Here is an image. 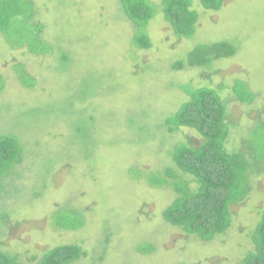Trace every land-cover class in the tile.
Masks as SVG:
<instances>
[{
	"label": "rangeland",
	"instance_id": "374dc122",
	"mask_svg": "<svg viewBox=\"0 0 264 264\" xmlns=\"http://www.w3.org/2000/svg\"><path fill=\"white\" fill-rule=\"evenodd\" d=\"M35 1L42 11L37 20L49 23L53 54L13 50L0 32V73L7 80L0 93V133L18 134L25 144L24 163L3 181L0 251L23 264H41L47 252L67 244L87 253L75 264H239L254 247L264 175L253 178L244 202L232 205L227 233L204 242L164 220L177 197L172 188L152 187L130 170H177L173 148L202 144L197 131L170 133L164 125L189 100L179 88L185 84L220 91L229 107L228 148H245L252 128L264 120V0H227L221 11L195 0L200 19L196 37L188 40L158 14L149 29L150 50L133 48L134 26L118 0ZM228 39L241 42L234 57L211 68H172L198 41ZM65 53L70 61L63 65ZM17 63L38 79L36 88L20 83ZM236 80L259 95L252 105L234 95ZM185 179L196 186L193 177ZM64 206L84 213V228L52 225L53 213ZM142 245L156 249L140 253Z\"/></svg>",
	"mask_w": 264,
	"mask_h": 264
},
{
	"label": "trees",
	"instance_id": "16d2710c",
	"mask_svg": "<svg viewBox=\"0 0 264 264\" xmlns=\"http://www.w3.org/2000/svg\"><path fill=\"white\" fill-rule=\"evenodd\" d=\"M118 1L124 16L134 26L133 48L150 50L153 47L149 29L158 14L164 16L177 37L187 40L196 37L200 15L194 9L195 0H162L160 4L153 0ZM226 1L200 0V3L206 10L221 11ZM39 8L35 0H0V32L11 49L26 50L36 57L53 54L55 50L47 39L49 23L37 20L42 12ZM240 46L238 39L207 44L198 41L187 57L176 61L172 68L174 71L211 68L213 62L237 55ZM61 59L64 65L70 61V56L65 53ZM15 71L24 87L36 88L38 79L28 71L26 64L17 63ZM6 87L7 80L0 73V93ZM179 88L189 100L166 118L164 125L170 133L193 129L203 138L202 144L180 143L173 148L171 155L177 170L169 167L159 173L141 169L130 172L133 178L146 179L152 187L172 188L177 197L164 211V220L204 242H212L231 228L232 205L244 202L253 191V178L264 175V120L259 119L252 128L244 149L231 151L228 148L232 131L229 107L220 91L212 86L191 84ZM233 92L240 102L249 105L259 96L244 80H236ZM141 130L144 133L146 127L141 126ZM24 161L25 144L21 137L15 133H0V197L3 181ZM185 176L193 177L196 186ZM85 224L84 213L72 206L61 207L52 215V225L61 230L78 231ZM252 244L253 249L239 264H264V208L253 231ZM155 249L154 245H142L139 252L151 254ZM86 255L81 245L67 244L47 252L41 264H75ZM0 264L23 263L17 256L0 251Z\"/></svg>",
	"mask_w": 264,
	"mask_h": 264
}]
</instances>
